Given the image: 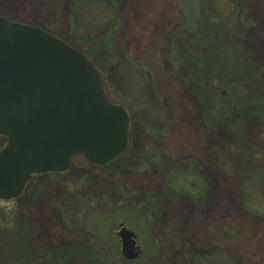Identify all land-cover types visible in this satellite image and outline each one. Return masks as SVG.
I'll use <instances>...</instances> for the list:
<instances>
[{
	"label": "rangeland",
	"instance_id": "374dc122",
	"mask_svg": "<svg viewBox=\"0 0 264 264\" xmlns=\"http://www.w3.org/2000/svg\"><path fill=\"white\" fill-rule=\"evenodd\" d=\"M0 15L83 52L129 114L119 156L76 154L0 200V264H264V0H0Z\"/></svg>",
	"mask_w": 264,
	"mask_h": 264
},
{
	"label": "water",
	"instance_id": "95a60500",
	"mask_svg": "<svg viewBox=\"0 0 264 264\" xmlns=\"http://www.w3.org/2000/svg\"><path fill=\"white\" fill-rule=\"evenodd\" d=\"M129 114L109 100L101 74L79 49L49 31L0 16V200L29 179L64 172L75 154L105 164L128 146ZM116 235L127 261L139 256L134 232Z\"/></svg>",
	"mask_w": 264,
	"mask_h": 264
},
{
	"label": "trees",
	"instance_id": "16d2710c",
	"mask_svg": "<svg viewBox=\"0 0 264 264\" xmlns=\"http://www.w3.org/2000/svg\"><path fill=\"white\" fill-rule=\"evenodd\" d=\"M48 31H50V30H48ZM226 86H231V88L230 87H227V88H229V90L230 89L234 90L237 87H241V83L238 80H233V81L229 82ZM227 91L228 90H226L225 93L221 92V96H222L224 102L220 101L216 105L219 108L218 109L219 115L222 117V120H227V116H230V113L233 112L234 98L233 97L228 98L227 97L228 96ZM235 92H238V91H235ZM203 94L205 95V92ZM209 94H211V91L209 92ZM214 94H216V93L214 92ZM237 94L240 95V93H237ZM0 138L3 139L4 143H5V139L2 137H0ZM2 146L0 145V149ZM214 229H215V231L219 230V232L222 234V239L224 238L226 240L235 241L239 236V232L238 231L236 232L235 226L230 222H222L219 226H215Z\"/></svg>",
	"mask_w": 264,
	"mask_h": 264
},
{
	"label": "flooded vegetation",
	"instance_id": "af4514ba",
	"mask_svg": "<svg viewBox=\"0 0 264 264\" xmlns=\"http://www.w3.org/2000/svg\"><path fill=\"white\" fill-rule=\"evenodd\" d=\"M70 167V166H69Z\"/></svg>",
	"mask_w": 264,
	"mask_h": 264
}]
</instances>
